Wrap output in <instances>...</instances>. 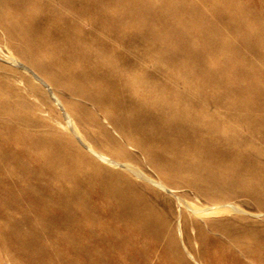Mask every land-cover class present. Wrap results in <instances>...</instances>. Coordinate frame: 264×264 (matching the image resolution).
Returning <instances> with one entry per match:
<instances>
[{
  "label": "rangeland",
  "instance_id": "374dc122",
  "mask_svg": "<svg viewBox=\"0 0 264 264\" xmlns=\"http://www.w3.org/2000/svg\"><path fill=\"white\" fill-rule=\"evenodd\" d=\"M228 1L0 0V100L17 101L19 116H29L39 141L36 170L53 148L68 155L59 171L41 168L38 185L53 176L59 194L76 192L92 201L134 183L135 200L146 204L147 215L164 220L165 236L148 264H251L261 258L264 264V130L241 123L236 114L254 98L238 102L235 94L225 96L248 82L226 80L238 76L241 67L219 64L211 48L201 45V32L212 30L217 50L227 36L236 52L250 55L232 31L239 19ZM263 2L244 0L243 6L253 13ZM165 6L176 9L175 14ZM135 7L144 15V26L131 20ZM173 18L181 23L185 43L167 34L171 24L165 21ZM184 51L189 55L183 60L179 55ZM20 127L22 132L23 123ZM250 133L254 141L239 138ZM144 143L150 145L146 153ZM236 152L255 158L249 184L230 178L229 169L245 166V158H225ZM205 153L221 172L216 184L195 169ZM151 157L163 162L167 173L157 170ZM175 163L185 166L176 175L171 173ZM254 189L260 190L258 199ZM116 204L105 205L102 212L107 215ZM30 215L32 230L43 235L47 246L50 216ZM91 225L95 239L106 244L103 224ZM142 225L141 218L131 227ZM165 244L171 254L161 253ZM176 245L179 252L174 253ZM30 252L37 261L44 259ZM214 252L232 253L239 263Z\"/></svg>",
  "mask_w": 264,
  "mask_h": 264
},
{
  "label": "bare ground",
  "instance_id": "6f19581e",
  "mask_svg": "<svg viewBox=\"0 0 264 264\" xmlns=\"http://www.w3.org/2000/svg\"><path fill=\"white\" fill-rule=\"evenodd\" d=\"M228 3L233 4L239 19L236 25L232 26L234 27L232 31L240 39L241 48L246 49L251 56L247 53L236 52V48L227 36H223L222 48L217 50L214 45L216 33L212 30L201 32V45L208 49H213V51L209 49L208 52H210L211 58L216 61L220 60L219 64L225 67H241L238 76L227 78L226 80L236 84H239L240 80H247L248 82L245 85L235 87L234 92L227 91L225 96L235 94L238 102H241L243 98H254L255 102L253 104L241 105L236 114L241 123L248 125L256 123L257 129L264 130V2L259 10L253 9L255 10L252 11L253 13L244 8V0H229ZM164 9L173 14L176 11V9L171 11L167 6ZM134 11L135 13H133ZM134 11L132 12L133 14L131 13V20L144 26L143 13L139 14L137 8ZM165 23L169 26L171 24L167 34L173 40L186 42V36H179L181 23L176 18L171 21L167 20ZM204 24L207 25V28L211 26L210 22H204ZM227 27L229 28L230 26ZM186 54L188 52L184 51L179 56H182L181 59L184 60ZM256 61H258V64H255L256 66L254 67L253 64ZM245 67H250L255 73H248ZM102 84L105 85L104 83ZM18 108L19 104L17 101L0 100V205L3 209L0 211V264H54V260L58 256L62 259L61 261L59 260L61 264H116L117 261L121 260H124L127 264H145L146 262L148 264L150 253L158 250V243L165 236L160 228L164 220L162 217L154 219L147 215L145 209L148 207L144 206L146 204L135 200L134 183L129 182L122 189L113 191L110 194H103L101 200H98L100 198H93V196L92 201L88 199L90 202L81 196L80 193L74 192L67 195V197L59 194L52 187L53 176H48L47 182L39 186L38 182L43 178L44 174V170L42 171L41 168L50 166L51 172L59 171L61 161L66 163L69 161L68 155L67 152L62 153V151H59L60 148L59 150L53 148L50 151L47 163L36 170L34 158L39 152L37 146L39 141L33 138L29 116L24 114L23 117H20ZM21 123L24 126L22 132ZM239 138H251L250 141L255 139L251 133L244 136L240 134ZM149 148V143L143 144L145 153L148 152ZM208 154H204V161L195 169L200 171L203 176L205 175L206 182L216 184L222 179L221 172L218 167L214 166V162H210ZM225 158L231 161L245 158V166L241 170L229 169L228 172L230 178L249 184V177L255 164L254 156L242 157L236 152L235 154L225 155ZM151 161L157 164V170L167 173L163 162L156 160L154 157H151ZM175 164L171 173L176 175L185 166H183L184 164L182 167L179 164L177 165V163ZM75 170V166L72 165L71 171L74 172ZM21 171L23 173L22 176L19 175ZM261 188L264 190V180ZM253 192L257 198L260 190L254 189ZM9 196L11 197L10 200H12L10 206V202H8ZM113 201L117 204L109 207L107 215H105L102 212L103 207ZM10 208L14 210L11 211L9 210ZM31 212H36L40 216L48 214L51 218L53 227L47 231V236L50 239L47 246L43 242V235L32 230L34 218L30 215ZM18 215H21V217ZM141 218L144 220V225L131 227ZM93 222H101L103 224L101 230L105 235L106 244L103 245V240L95 239V231L91 225ZM127 225L130 226L128 230ZM56 227H63L65 232H59ZM173 237L172 235L171 238ZM152 238L158 240L155 245L151 243ZM58 241L61 242L60 246L55 245ZM208 247V245H205L203 250H207ZM30 250L41 253L44 259L37 261L30 254ZM175 251L179 252L177 245L173 252L175 253ZM202 252L205 253L206 251ZM11 253L13 256H8ZM161 253L165 255L171 254L166 244L162 246ZM217 254L226 259L228 258L231 262H238L239 260V257L232 253L229 255H223V252ZM250 263L263 264L262 258Z\"/></svg>",
  "mask_w": 264,
  "mask_h": 264
}]
</instances>
